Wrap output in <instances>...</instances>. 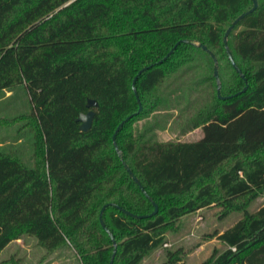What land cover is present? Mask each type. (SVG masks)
I'll use <instances>...</instances> for the list:
<instances>
[{"label":"trees","instance_id":"obj_1","mask_svg":"<svg viewBox=\"0 0 264 264\" xmlns=\"http://www.w3.org/2000/svg\"><path fill=\"white\" fill-rule=\"evenodd\" d=\"M257 2L228 37L247 80L241 92L245 83L223 35L251 0H0V104L17 89L23 93L0 110V253L27 236L48 254L67 247L80 264L109 263L113 246L99 223L101 207L153 211L112 145L117 126L133 115L116 142L158 213L138 220L105 209L117 244L112 264H140L166 243L164 232L176 219L213 203L224 215L245 213L216 235L225 248L202 264H264V205L246 212L264 194V0ZM182 39L214 53L221 95L232 98L218 99L215 86L211 113L195 125L199 140L134 137V124L153 112L151 95L166 78L199 63L213 78L211 57L192 44H179L157 64ZM149 66L135 84L143 106L137 113L131 84ZM88 99L97 107L91 128L81 132L76 118L89 111ZM26 100L28 113L9 116ZM174 256L167 251L161 264H180Z\"/></svg>","mask_w":264,"mask_h":264},{"label":"rangeland","instance_id":"obj_2","mask_svg":"<svg viewBox=\"0 0 264 264\" xmlns=\"http://www.w3.org/2000/svg\"><path fill=\"white\" fill-rule=\"evenodd\" d=\"M199 68H181L160 85L151 96L157 105L153 112L138 120L134 128V137L141 136L146 140L158 142H192L202 137L201 127H195L211 112L215 81L212 74L203 64ZM23 97L22 90L16 91ZM9 93H6L8 96ZM16 95V96H17ZM14 96L10 102L1 103L0 110L13 104L18 98ZM23 107L11 110L9 116L30 111L27 100ZM25 163L31 162V147L24 146ZM232 163H227L220 170L226 169ZM214 182V181H213ZM264 205V194L249 203L247 213L256 212ZM244 211L235 210L223 214L218 203L185 215L175 220L164 232L166 243L158 249L145 255L140 264H161L170 251L174 257H179L180 264H202L214 252H220L225 247L216 238L236 222L244 218ZM0 264H80L72 249L62 247L48 254L40 247L34 238L24 236L18 243L8 245L0 253Z\"/></svg>","mask_w":264,"mask_h":264},{"label":"water","instance_id":"obj_3","mask_svg":"<svg viewBox=\"0 0 264 264\" xmlns=\"http://www.w3.org/2000/svg\"><path fill=\"white\" fill-rule=\"evenodd\" d=\"M252 1V7L245 11L244 13L240 14L238 17H236L233 22L230 24V26L226 29L224 35H223V45H224V49L225 52L228 56V60L232 66V68L235 70V72L239 75V77L243 80V82L245 83L244 88L242 89L241 92H244L247 89V80L244 76V74L242 73V71L240 70V68L238 67V65L236 64V62L234 61V58L232 56V53L230 51L229 45H228V37L230 35V33L232 32V30L235 28V26H237L246 16L250 15L251 13H253L257 7H258V2L257 0H251ZM181 43H186V44H192L195 47L201 48L203 51H205L206 53H208V55L211 57L212 62H213V78L216 84V95L218 97V99L221 100H225V99H230L232 98V96H222L221 95V80L219 77V63L218 60L216 58V56L214 55L213 52H211L205 45L201 44V43H195V42H191L189 40L186 39H182L178 42L175 43V45L172 47V49L161 59L158 61L157 64H161L163 63L165 60L168 59V57L173 53V51L178 47L179 44ZM153 66V65H151ZM149 67H144L142 68L137 75L134 77L131 87H132V91L134 93L137 105H138V111L137 113H140L143 109L142 103L139 99V95L137 93L135 84L136 81L138 79V76H140L144 71H146ZM235 96V95H234ZM97 107V102L95 100H91L88 99L87 103H86V108L89 109V111L87 113H80L78 115V117L76 118V122L79 123V130L81 132H87L89 131V129L91 128L92 125V121L93 118L95 116V108ZM136 113V114H137ZM133 115H130L128 117H126L115 129L113 135H112V145L114 147V150L117 154L118 159L120 160L123 168L125 169V171L128 173L129 177L134 181V183L138 186V188L140 189L141 193L150 201V203L153 206V211L152 213H150L149 215H134L131 214L130 212L124 210L123 208H121L120 206H117L115 203H108L105 204L101 207L99 214H98V219H99V223L101 225V227L104 229V231L107 233V235L109 236L110 240L112 241V246H113V251H112V255L110 258V261L108 264H112L116 251H117V244L116 241L114 240L113 234L109 231V229L106 227L104 220H103V213L105 211V209L109 206L111 207H115L117 208L119 211H121L123 214H125L126 216L132 217L134 219H145V218H150L155 216L158 213V206L157 204L153 201V199L147 194L146 190L144 189L143 185L140 183V181L138 180V178L134 175V173L131 171V169L129 168V166L127 165V163L125 162L124 158H123V154L122 151L119 149L117 142H116V136L119 132V130L122 128V126L124 125V123H126L127 121H129L131 119Z\"/></svg>","mask_w":264,"mask_h":264},{"label":"crops","instance_id":"obj_4","mask_svg":"<svg viewBox=\"0 0 264 264\" xmlns=\"http://www.w3.org/2000/svg\"><path fill=\"white\" fill-rule=\"evenodd\" d=\"M20 241V239H18V240H15V241H12L10 244H12V243H18ZM9 244V245H10Z\"/></svg>","mask_w":264,"mask_h":264}]
</instances>
